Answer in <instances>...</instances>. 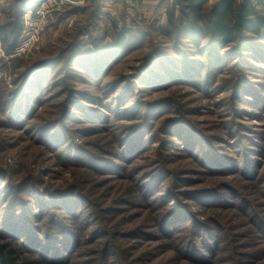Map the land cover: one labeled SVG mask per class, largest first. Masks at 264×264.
<instances>
[{
  "label": "rangeland",
  "instance_id": "obj_1",
  "mask_svg": "<svg viewBox=\"0 0 264 264\" xmlns=\"http://www.w3.org/2000/svg\"><path fill=\"white\" fill-rule=\"evenodd\" d=\"M43 1L0 0V27H12L23 9L24 32L19 40L28 33L34 38L30 51L21 56L6 53L0 42L2 193L8 191L5 196L12 202L18 194L30 196L22 188L37 187L43 193L67 190L71 196L47 202V210L66 212L53 207L65 200L75 210L80 202L86 205L81 221H65L82 235L72 259L75 264H189L166 238L158 236L156 216L170 205H189L188 220L223 214L225 225L235 233L254 234L242 217L205 210L211 202L206 203L204 195H197L198 199L192 195L231 185L254 200L261 198V188L250 186L243 173L264 175V62L258 60L259 50L237 63L249 72L247 84L243 83L248 101L242 102L234 91L235 61L229 59L218 68V57H209L193 41H187L179 54L162 33L172 0L54 3L49 13L41 15L37 5ZM216 2L210 0L208 7ZM114 22L130 31L126 40L136 46L119 61L112 58L113 52L98 51L99 45L117 43ZM159 52L164 55L158 57ZM188 59L191 70L200 71L193 75L195 84L184 80L156 88L154 82H146L168 78L169 71L179 72ZM22 61L46 65L34 74L35 86L21 97V109L5 112L7 94L16 88L17 74L26 69ZM208 73L210 80L201 82ZM39 82L43 89L37 88ZM34 96L40 101H33ZM58 121L61 129L40 132L41 126ZM137 125H141L139 147L121 158L127 135ZM205 153L212 157L204 159ZM95 155L113 159L116 166L105 172L98 161L92 162ZM76 193L90 199L80 201ZM226 200H231L228 195ZM36 210L40 209L32 207ZM37 219L42 220L39 225L44 231L52 226L48 214ZM103 232L114 234L113 242Z\"/></svg>",
  "mask_w": 264,
  "mask_h": 264
},
{
  "label": "trees",
  "instance_id": "obj_2",
  "mask_svg": "<svg viewBox=\"0 0 264 264\" xmlns=\"http://www.w3.org/2000/svg\"><path fill=\"white\" fill-rule=\"evenodd\" d=\"M209 1L172 0V4L167 11L166 25L161 28V31L173 43L172 47L179 54L184 52V46L187 41H193L195 46H197L196 48L204 50L209 57H218V68L229 59L235 61L232 67H236L238 76L234 91H236L239 101L247 102L248 100L245 99L247 95L244 94L246 85L243 83L248 81L247 73L249 72L237 67V63H240L241 58L252 55L257 50H259L258 60L264 62V54L262 53L264 45V0H216L217 2L214 5L208 7ZM260 5L263 7L262 9L259 8ZM22 11L23 9L18 12L17 20L12 27L9 25L0 27V42H2L8 54L12 53L22 33ZM112 26L117 31L115 40L117 43L114 47H112L114 44H106L103 47L99 45L98 51L104 49L106 52H113L112 58H115V61H119L126 52L136 46L133 45V42L126 40L130 33L126 27L120 29L117 22H114ZM162 55H164L163 52H159L158 57H162ZM75 56L73 55L72 58L74 59ZM45 63L41 62L34 66H29L25 61L21 62V66H25L26 69L17 74L18 79L15 80L16 88L10 90L7 94L6 105H4L3 109L5 112L10 110L16 112L21 109L19 106L21 97L26 94L29 87L35 86L33 76L43 69V66L46 65ZM241 63L243 64V62ZM190 65L191 60L188 59L184 61L179 72L169 71L170 76L168 78L159 76L153 81L147 79L146 82H154L156 88H162L169 82L176 84L184 80H191L195 84L196 80L193 75L199 74L200 71L197 69L193 72ZM151 66L149 67L150 69ZM211 66L212 61L208 67L211 68ZM246 66H249V64H246ZM211 77L212 74L209 75L208 73V76L202 79L201 82L204 80L207 83ZM238 81L242 82V84H239ZM39 84L40 86L36 85L37 88L43 89V84L41 82ZM31 98L33 101H40L35 96ZM51 125L52 123L45 128L41 126L40 132L43 133V131L52 130V128L54 130L62 128L61 121ZM139 126L141 125L134 127L130 137L127 135L128 141L124 142L125 152L119 154L121 158L128 151H134L133 153L137 151L140 142V137L138 136L140 131L137 130ZM206 154L208 153L203 154V157L209 160L212 156L209 157V154L208 156ZM245 154L247 155L248 153L246 152ZM95 161H98L103 166L102 169L105 172L109 171V173L111 168L116 166L113 163V159L101 157L98 159L95 155L92 162ZM90 165L93 166L92 164ZM205 166H207V163H205ZM210 166H213L212 163ZM216 166H219V164L216 163ZM243 173L247 176L250 186L261 188V198L254 200L251 194L227 185V188L223 190L205 189L204 192L203 190H198V192L193 193L192 199H198L199 196L197 195H204L206 197L205 202H211L210 204H212H208V207L204 208L205 210L212 209L213 211H219V213L225 212V215L232 213L235 216L242 217L246 225L250 224L253 226L254 234L253 232L249 234L235 233L232 227L225 225V219L222 218L223 214H218V218L209 217L203 219L195 215L193 220H188L185 210L186 206H189L187 204L179 207L170 205L156 216V228L160 231L158 236L166 238L170 246L176 250V253L183 260H187L189 264H264V175L257 177L259 175H248V173L252 172ZM0 190V264L76 263L72 259L75 258V248L78 247V240L81 243L82 235H79L80 233L75 234L65 221L68 218L81 221L80 213L86 210V205L83 206L80 202L79 210H75V208H72V202L65 200L63 205L57 202L53 207L63 208L66 212L47 210V206L50 205L47 202L51 203L59 199H66V197L71 196V191L47 190L46 193H43L37 187L32 189L22 188L23 193H31L30 196L26 197L23 193V195L18 194L16 196L17 199L11 202L8 194L5 196L8 191L3 194L2 189ZM12 193L15 194V192ZM76 195L80 201L81 198L90 199L84 193H80V196L77 193ZM227 195L230 197V201L226 200ZM234 195L237 200L239 199L238 202L237 200H232L235 199ZM9 197L12 196L10 195ZM34 206L40 210L32 211ZM67 212L68 214H65ZM46 214H48V221L52 226L44 231L39 225L42 220L39 222L37 218ZM103 235L110 237L113 242L114 234L103 232ZM244 239H247V241L242 242ZM257 246H260V248H256ZM116 262L103 264H122ZM82 264H87V262H82Z\"/></svg>",
  "mask_w": 264,
  "mask_h": 264
},
{
  "label": "built area",
  "instance_id": "obj_3",
  "mask_svg": "<svg viewBox=\"0 0 264 264\" xmlns=\"http://www.w3.org/2000/svg\"><path fill=\"white\" fill-rule=\"evenodd\" d=\"M76 1H83V0H44L42 3H39L37 5V6H40V7L39 8L37 7L38 10L37 9L36 10L38 11L37 12L38 14L42 15V13L43 14L49 13L50 7L53 6L54 3H56V4H62V3H65V2H73L74 3ZM36 10L34 12H29V13H31V14L36 13ZM28 11H31V10H28ZM44 11H45V13H44ZM28 16H29V14H26L25 19H27ZM26 25L28 26L27 23H26ZM23 32H24V27L22 28L21 35L23 34ZM29 34L30 33L24 35L23 38H21L19 40V42L14 47V49H13V51L11 53L12 56H21V55L27 54L30 51V47H31V45L33 43L34 38L29 36ZM2 78H3V73L0 70V82H1Z\"/></svg>",
  "mask_w": 264,
  "mask_h": 264
}]
</instances>
